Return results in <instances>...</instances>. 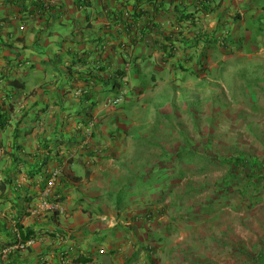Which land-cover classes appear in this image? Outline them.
I'll return each mask as SVG.
<instances>
[{"label": "crops", "instance_id": "1", "mask_svg": "<svg viewBox=\"0 0 264 264\" xmlns=\"http://www.w3.org/2000/svg\"><path fill=\"white\" fill-rule=\"evenodd\" d=\"M238 1L0 0V186L6 187L3 192L0 188V220L6 223L0 231V248L4 264H81L76 262L80 256L92 259L86 264H148L147 255L144 260L140 259L143 253L137 255L148 247L141 240L146 231L141 233L135 226L140 222L135 212L109 205L110 182L101 177L105 169L96 161L115 154L116 162L126 153L120 152L118 144L126 140L125 133L144 135L136 114L145 110L154 89L195 83L184 74L196 69V54L207 46L205 42L196 46L197 37L223 38L243 28L247 33L245 14L239 21L232 18V6ZM218 24L227 29L221 31ZM207 47L213 48L210 43ZM152 58L161 66L157 73L144 69ZM116 70L129 77L133 99L104 109L97 99L105 87L113 88L120 81ZM78 88L85 89L80 96L75 95ZM126 105L130 106L127 112ZM30 111L44 118L36 119L37 137L27 141L22 126ZM92 116L93 137L83 132ZM55 118L63 119L56 123ZM64 147L79 148L84 159L67 161L51 188L47 201L59 205L60 211H55L42 206L41 196L44 176L60 161ZM91 156L93 162H89ZM36 164L44 165L43 170L35 169L37 174L31 178ZM16 222L30 230L33 238L10 244L21 240L16 238ZM263 240L260 234L254 237L259 243L254 252L230 246L227 259L264 264Z\"/></svg>", "mask_w": 264, "mask_h": 264}, {"label": "rangeland", "instance_id": "2", "mask_svg": "<svg viewBox=\"0 0 264 264\" xmlns=\"http://www.w3.org/2000/svg\"><path fill=\"white\" fill-rule=\"evenodd\" d=\"M243 1L239 0L232 6V18L236 19L237 13L241 18L245 14L248 24L251 20V17L247 20L248 16L255 14L252 20L256 23L253 24L252 31L247 33L248 37L244 36L246 39L243 38V41L236 42L235 45L225 42L228 46L219 37L212 50L206 53V71H198L201 74L196 76L191 72L184 74L186 79L195 83L186 87L183 86L186 84L180 82V88L154 89V94L160 92L161 98L160 95L149 93L151 97L147 101V109L141 114H136L137 120L143 121L141 126L151 129L150 134L155 133L151 137L153 139L147 137L151 142L146 147H152L151 151H156V154L169 147L178 148L187 144V147L200 150H210V147H214L220 155L244 152L255 154L264 160V9L256 0H248L247 5L243 4ZM259 26L261 32L258 41L253 36ZM218 27L221 31L227 29L223 24H218ZM243 31L244 28L233 36H240ZM198 53L196 59L202 62L205 55L199 57ZM148 63L144 64V69L153 68V73H157L156 68L161 67H157L155 58ZM198 65L196 64L197 70ZM202 66L206 67L205 64ZM196 69H193L194 73ZM193 70L191 68L190 71ZM165 75L169 76L168 70ZM148 82L151 87L154 85L151 71ZM160 90H164L163 93L166 94H162ZM115 93L116 89L109 85L100 92L101 96L97 102L100 100L99 103L102 104ZM126 99H133V96L129 94ZM141 103L145 104V101ZM124 108L127 112L130 106L126 105ZM41 117L43 116L33 111L24 117L22 137L25 140L31 141L30 138L33 140L37 137L36 127L39 126V121L36 119ZM62 119L55 118L54 121L57 123L60 120L61 123ZM121 130L122 124L119 131ZM136 131L140 132L139 129ZM51 132L54 133L55 130ZM55 134H59L58 130ZM133 137L125 133L126 140L118 143L121 144L120 152L128 150L127 147L138 145L134 144L136 142ZM51 142L54 146L55 138ZM128 151L122 155L117 154L120 156L116 162L113 160L115 154H111L109 159L96 161L101 162L98 165L105 169V175L101 177H107V182L117 179L124 171V163L131 159ZM156 154L154 156H157ZM135 167L140 169L139 166ZM219 173L216 170L196 176H185L182 186L191 181L195 191L182 202L176 197L172 199L180 204L179 207L167 198L158 206L159 209L164 207V212L150 218L140 214V218L136 219L140 222L135 226L141 233L146 231L147 236L142 235L144 238L141 240L144 245H148L145 251L138 252L137 255L143 253L140 259L144 260L147 255L148 264H237V261L227 259L230 253L227 248L231 246L244 250L248 247L254 252L256 247H259L254 237L260 234L264 239V190L248 200L231 196L228 202L218 203L215 206L217 210L212 212H201L198 209V204L204 203L216 189L215 185L211 186L210 183ZM181 184L178 187H181ZM115 190L116 186L109 185L110 192ZM194 205L196 211H189L191 207L195 208ZM243 242L246 244L243 245ZM237 254L239 253L236 252L235 255Z\"/></svg>", "mask_w": 264, "mask_h": 264}, {"label": "trees", "instance_id": "3", "mask_svg": "<svg viewBox=\"0 0 264 264\" xmlns=\"http://www.w3.org/2000/svg\"><path fill=\"white\" fill-rule=\"evenodd\" d=\"M256 1L258 2V5L264 9V0ZM250 17L251 20L248 21V24L246 22L245 27L247 33L252 31V26L256 23V21L252 20L255 18V14L251 13L247 20L250 19ZM240 18V14L237 13L236 21H239ZM256 29L257 30L253 37L259 41V32H261V27L259 26ZM247 33L244 32L242 35L237 37L233 35L224 36L222 39L224 40L225 45V42H228L227 44L235 45L236 42L246 39L244 36L248 37ZM218 40L219 37L215 39H202L201 37H197L196 46H201V43L205 42L207 43V46H209L210 43L212 47V45H215ZM207 46L203 45L201 52L199 53V57L205 55V59L202 61L203 64L200 60L196 59L197 64H199L198 70L196 69V73H194V70L190 71L193 76L201 74L198 71L205 72L207 69V64L205 63L206 52L209 49ZM204 64L206 67L202 66ZM114 75H117L120 81L114 83L115 87L113 88L120 91L121 88L125 86L129 88L130 93L132 86L129 80L122 79L123 73L116 70ZM81 91L84 92L83 89H81ZM159 98H161V95ZM108 99L109 98H107L106 101H108ZM113 106L114 105L111 104L110 108ZM150 131L152 130L145 128L143 129L144 135H136L133 138L134 142H136L134 144L138 145L134 147H127L129 150L127 151L131 155V159L124 163L125 167L124 171L120 173L121 175L114 181L112 180L110 182L112 187L116 186V190L110 192L108 186V203L109 205H113L117 210H138L140 212L135 214V219L140 218V214L150 218L155 214L164 212L162 211L165 210L164 207L159 209L158 206L163 204L167 198H170L169 200L174 204L175 202L172 199L175 197L178 198V201L182 202L186 197L190 196L193 191H195L191 181L187 183V185L185 184L182 186L181 183L185 176L190 174L196 176L198 174H205L216 170L220 172L219 176L214 178V180L210 183L211 186L215 185L216 189L209 197L210 199L206 198L203 201L204 203L198 204L197 207L201 212L208 213L213 210H217L215 206L222 201L228 202L231 196H240L243 200H248V198L253 199L256 195L261 193L262 190H264L263 158L255 154L250 155L244 152L220 155L214 147H210V150H207V148L205 150H200L198 148L195 149L187 147V144H182L178 148L169 147L168 149H163L161 153L156 154V151H151L152 147H146L148 143L150 144L151 142L150 138L155 135V133L150 134ZM147 137L150 138L147 139ZM65 149H67V147H64L63 150ZM87 150L88 152L92 151L89 150V148ZM155 154L157 156H154ZM145 160H148L149 162L143 163ZM61 162L62 161L60 159L59 164H61ZM34 166L32 167L33 169L30 170L31 178L35 177V174H37L35 169L40 172V169L43 170L44 165L36 164ZM135 166H139L140 169L137 170ZM44 174H46V172H44ZM47 177L48 176L46 174L44 178ZM180 184L181 187H178ZM0 188L2 192L6 189L5 185L2 184ZM7 194L10 195L11 191L3 194V196L6 195L7 197ZM0 196H2V194H0ZM175 204L176 207H179L180 205L178 202ZM194 206L195 208L191 207L192 210L190 208L189 211L193 212L194 209L196 211V205ZM1 221L2 220H0V223ZM5 224L6 223L4 222L0 224V231ZM16 227L18 229L16 238H20L21 240L17 239L15 242H11L10 244H16L18 241L27 242L33 238L31 231H25V227L21 224V222H16ZM2 253V248H0V261H3L1 259ZM76 262L86 264L92 262V259L80 256L76 259Z\"/></svg>", "mask_w": 264, "mask_h": 264}, {"label": "clouds", "instance_id": "4", "mask_svg": "<svg viewBox=\"0 0 264 264\" xmlns=\"http://www.w3.org/2000/svg\"><path fill=\"white\" fill-rule=\"evenodd\" d=\"M122 79L123 80H125V79H127V80H129V77L128 76H123L122 77ZM78 90H80L81 91V88H78ZM83 91H85V89H83ZM119 91H117L116 90V93H115V95H117V93H118ZM83 92L81 91V94H82ZM128 94H129V92H128ZM127 94V95H128ZM114 95V96H115ZM113 96V97H114ZM113 97H111V98H113ZM125 98H126V96H125ZM125 98L123 99V101L125 100ZM122 101V102H123ZM107 101H104L103 103H102V106H103V108L104 109H109L110 107H106L105 106V103H106ZM121 102V103H122ZM120 103V104H121ZM120 104H118V105H114L113 107H116V106H119ZM94 120V117L92 116L91 118H90V120H88V125H90V123H93V130H92V133H91V135L93 134V132H94V128H95V122L93 121ZM87 128V126H84L83 127V132H85V129ZM87 135V134H86ZM91 135H88V136H91ZM73 149H77V152L73 155V156H70V153H71V151L73 150ZM66 151L64 152V153H60V159H61V164H59V162L54 166V167H52L51 169H49V172L47 173V178H45V187H44V189L42 190V196H41V200H42V206L44 205V202H47L48 204H50V205H53V207L54 208H50V207H48V206H46V205H44L47 209H50V210H55V211H60V207H59V205L56 203V202H50V201H47L48 199H49V197H50V190H51V188L52 187H54L55 186V184H56V181L61 177V175H62V173L64 172V165L66 164V162L67 161H69V160H72V159H74V158H78V157H81V158H83V156H81V155H79V153L80 152H82V150H80L79 148H77V147H70V148H67V149H65ZM59 154V153H58ZM94 157V156H93ZM93 157L91 156V157H89V162H93ZM95 158V157H94ZM84 159V158H83ZM58 168H60L61 169V172L58 174V176L55 178V180H53V182H52V184H50V181H51V173H52V171L54 170V169H58ZM0 264H3V261H0Z\"/></svg>", "mask_w": 264, "mask_h": 264}, {"label": "built area", "instance_id": "5", "mask_svg": "<svg viewBox=\"0 0 264 264\" xmlns=\"http://www.w3.org/2000/svg\"><path fill=\"white\" fill-rule=\"evenodd\" d=\"M127 80V79H125ZM129 92V88L127 87H123L121 88V90L117 93V95H115L113 98H109L108 101L105 103V106L106 107H110L111 104L113 105H118L120 104L123 99L125 98V96L128 94ZM75 95L76 96H80L81 95V91L80 90H77L75 92ZM93 123H90V125L87 126V128L85 129V133L88 135H91L92 133V130H93ZM77 152V149H73L70 153V156H73L75 153ZM61 172V169L58 168V169H54L51 173V181H50V184H52L53 180H55V178L58 176V174ZM44 205L50 207V208H54L53 205H50L48 204L47 202H44Z\"/></svg>", "mask_w": 264, "mask_h": 264}]
</instances>
